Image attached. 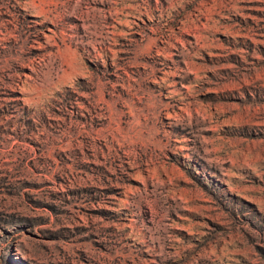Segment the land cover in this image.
<instances>
[{"label": "rangeland", "instance_id": "374dc122", "mask_svg": "<svg viewBox=\"0 0 264 264\" xmlns=\"http://www.w3.org/2000/svg\"><path fill=\"white\" fill-rule=\"evenodd\" d=\"M33 1L0 0V264H264V0Z\"/></svg>", "mask_w": 264, "mask_h": 264}, {"label": "bare ground", "instance_id": "6f19581e", "mask_svg": "<svg viewBox=\"0 0 264 264\" xmlns=\"http://www.w3.org/2000/svg\"><path fill=\"white\" fill-rule=\"evenodd\" d=\"M9 0H7L8 2ZM12 2H14V4L18 5V8H20V3H16L15 0H11ZM51 2H53V0H34L33 3H32V7L34 9H37V8H49L51 7ZM8 6H10L9 4L10 3H6ZM11 8H14V6L12 5ZM9 10V8L7 6H0V11L2 10ZM1 13V12H0ZM89 11L88 10H85V11H80V13L78 15H81V16H89ZM59 65L56 64V66L53 68V74L57 75L56 73H58V70H59ZM54 77V76H53ZM53 79V78H52ZM56 79V78H54ZM50 83V82H49ZM50 85V84H49ZM98 83H93L92 85H89L87 86V89L88 91L90 92L91 94V98L93 99V105L96 106L98 104L97 100L94 98L95 97V93H96V89L98 88ZM49 87V86H48ZM104 87V85H100V90H102V88ZM103 94V93H102ZM118 114V113H117ZM94 117H93V122L97 121L98 120H101L103 119V113H100L98 112L97 114H93ZM120 115V114H119ZM124 115V114H123ZM119 117V116H118ZM71 127L72 129H75L73 130L75 132V135L78 137V138H83V135H82V132H81V128L80 126L75 122V121H72L71 123ZM7 134V133H6ZM3 138V139H2ZM131 139H126L125 141L126 142H129ZM117 142H119L117 139H116ZM13 146V145H12ZM10 147V144L7 143V137L4 136L3 134L0 135V151L4 152V151H7L8 148Z\"/></svg>", "mask_w": 264, "mask_h": 264}]
</instances>
